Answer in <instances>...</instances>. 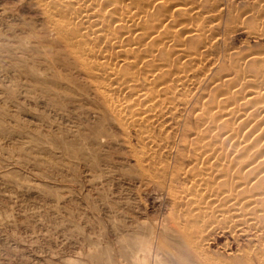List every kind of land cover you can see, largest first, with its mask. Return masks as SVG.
I'll return each mask as SVG.
<instances>
[{
    "label": "rangeland",
    "instance_id": "obj_1",
    "mask_svg": "<svg viewBox=\"0 0 264 264\" xmlns=\"http://www.w3.org/2000/svg\"><path fill=\"white\" fill-rule=\"evenodd\" d=\"M104 3L113 16L131 6ZM183 5L192 10L176 11ZM262 9L264 0H169L149 8L145 31L165 12L172 16L164 23L177 29L173 45L160 51L115 27L124 43L134 37L151 45L155 64L171 59L178 69L182 62L190 79L180 87L169 81L173 69L162 67L143 90L154 63L136 50L131 58L143 61L119 66L128 84L105 98L97 87L109 79L94 63L106 54L80 62L63 39L82 41L75 0H0V264H264L262 172L253 166L255 178L239 187L230 178L256 148L237 150L244 152L231 164L218 158L234 143L220 112L246 106L237 97L247 86L241 77L253 87L264 82ZM187 17L197 23L192 37L182 26ZM106 40L84 45L108 48ZM179 40L184 46L174 45ZM180 47L190 54L178 61ZM119 97L116 108L142 114L147 125L113 114L108 101ZM254 122L261 136L262 123ZM216 191L235 194L237 207L212 209Z\"/></svg>",
    "mask_w": 264,
    "mask_h": 264
},
{
    "label": "bare ground",
    "instance_id": "obj_2",
    "mask_svg": "<svg viewBox=\"0 0 264 264\" xmlns=\"http://www.w3.org/2000/svg\"><path fill=\"white\" fill-rule=\"evenodd\" d=\"M75 1H76V4H77V10L75 12V17H76L75 20L77 21V23L84 24V27H85V30L81 34L82 41L73 40V41L70 42V40H68V38L65 37V36H63V39H64V42L67 45L71 46L72 53L75 55V57H77V60L80 61V62H86V61L93 62V61H91L92 57H95L97 54L103 55V57H104V55L106 54V56L108 57V59L106 61H99L98 60L99 58H98L97 61L94 63V66L95 67L97 66L101 72L105 73V75L108 76L107 81L109 79V82H103V83L99 82L100 84H98V87H97L98 91L105 98L107 97V95L109 93H112L114 91H117L121 87H123L122 84L123 83L125 84V82H126V79H124L123 77H121V75L119 73V66H121L123 64H127V63H129L130 65H135V64H139L140 62L143 61V59H142L143 57H141L142 61L137 60V58L135 59L134 57H133L134 59L131 58L132 53L134 51H136V50H138V51H144L143 52L144 54L142 56H144L145 59H147L149 61H153L152 63H154L152 69H150L149 71L146 70L148 73H146L145 74V77L140 80L142 83L140 82L141 84L139 85V87L142 86V89H143V87L147 86L148 84H151L153 82V80L155 78H157V76L159 74H161L158 71H160L162 67L163 68L166 67L168 69H169V67L171 69L172 68L171 67L172 65L174 67V62L171 59H168V60L166 59L165 62L164 61H160L158 64H155L154 60L156 61L158 57L155 56V52L153 53L154 50L160 51L163 48L166 49L167 46H169V45L171 46V44L173 45V43H174L173 42V38L177 35V32L175 31L177 29H175V26L172 28V26H173L172 23H170V24H172V26H170L169 24L167 25V22L164 23V21H167L169 18H171L172 15L170 14V12L169 13H166L164 11L165 13L163 15H161V18L158 20L159 22H156L157 25L155 24L156 25L155 26V29L148 30L149 32L145 31V30H147L146 28L148 27L147 25H148V19L149 18H147V17H149L151 15V12L150 11L153 10V9L152 10H149V8L151 9V8H155V6H161L162 4H165L166 2H169V0H142V2L140 3V5H136V4H138V1H140V0H129L131 2L130 3L131 6H129L128 8H124L125 13L124 12H123V14L119 13L120 15H117V16H113L112 13L109 10H101V8L99 7L100 6V3H102V5H103L104 2L105 3L106 2H109V3H112L113 2L112 4H115V0H75ZM173 2H175V1H173ZM106 4H105V6L108 7V3H106ZM181 4L182 3H180V5ZM111 6H113V5H111ZM116 6H117L116 9H118V7L120 6V4H119V6L118 5H116ZM172 6H176V5H172ZM183 6L182 7L179 6L178 8H176V11H180V13H181V11H184L185 12V11H189V10L191 11L192 10V8H190L189 6H184V7ZM44 7H46V6H44ZM106 7H105V9H107ZM262 11L263 12L260 15H263L264 16V10L262 9ZM119 12H121V11H119ZM175 14H177V12ZM108 18H110L112 24L115 25V26L113 25L114 26V29H113V27H112V29H110L109 28L110 25L108 26V23H106V24L104 23V20L105 21H108L107 20ZM187 18H184L185 21H187V20L188 21L187 22H184L186 24H184L182 26H186V27H184L185 30L184 29H182V30H184V32H187L188 36H191L192 37L193 34L197 31V27H196L197 26V23H195L194 21H190L189 18L188 19ZM151 23H149V24H151ZM181 23H183V22H180V26H181ZM115 27L116 28L117 27H120L121 29L123 28L124 32H126L125 34H127L128 32H133V33L136 32L138 34H141L140 35V38H141L140 41H143V40L147 39V41H144L143 43L147 44L150 41L152 47L154 46V48H153L154 50L153 49H150L151 45L149 47H146L145 45L142 46L143 43L142 42L141 43L140 42H137L135 40L136 38L134 39V37H131V39L127 43L125 42L126 43L125 44L123 42V38H122L123 35L121 36L120 34H116L115 33ZM180 32H181V30H180ZM106 38L109 41L111 40L109 42V44H108V48L105 47V46H103V45H101L103 47H97L96 46L97 48L96 49H93L92 47L88 48L87 46L84 45V40L85 41H88V42H95V40L97 41L98 39H106ZM179 41L178 42L176 41L174 45H178V46H181V44L183 45L182 40L180 42ZM104 42H105V40H104ZM96 43H98V42H96ZM180 49H181V47L177 49V51H179V53L176 54L177 55V60L180 59V58H182V57H186V55H189L190 54L189 51H188L189 52V54H188V53H185L186 51L184 52V51H182ZM175 51H176V49H175ZM191 57L192 56H190V58ZM93 59H95V58H93ZM110 59H111V61H110ZM185 60H186V58H185ZM178 61H177V63H178ZM263 61H264V58H263ZM182 64H183L182 62H181V65L179 64L180 67L177 65L179 67L178 69L177 68H172L173 69L172 70L173 72H172V75H171L172 77L169 78V81L176 83L180 87L187 85V82L190 79L189 78V75L185 71V68L182 67ZM94 73L92 72L91 74L93 75ZM249 75L247 74L248 77H249ZM100 76H102V75H100ZM245 76H246V74H245ZM95 77H96V75H95ZM241 78H242L243 83H244L243 84L241 82L242 85H247V86L253 87V85H250V84L254 83L255 81L252 82V83H250L251 82L250 81V78L251 77H249V78H246V77L243 78V76H242ZM171 82L169 84H171ZM126 84H128V83L126 82ZM176 84H174V85H176ZM255 84H254L255 86L253 88H250V87L249 88H246L247 86L245 87V86H242L241 85L242 88L244 87V89H243V91L240 90V92H241L240 97H239V95H237V97L239 99L243 100L244 103L246 104V106H243V105L241 106V104H236V105L233 106V104H232V106L229 107L226 111H224V112L223 111L222 112L219 111L220 112L219 119H221V121H223V123H227L228 125L230 124L229 125L230 126L229 129L227 128L228 130L226 129L225 132L223 131L224 133L223 132L222 133L224 134V136L226 137V139L229 138L231 140V138H232L234 143H232V145H231L232 147L229 148L228 151H226V152L224 151L222 153L220 152V155H218V158L220 160L229 161L230 164H231V161L233 159L238 158L239 156L242 155L241 153L244 152V151H242L240 154L238 153L239 155L237 154L238 155L237 156L236 155L237 150H240V151L243 150V149L249 150V149H251L253 147L256 148L255 152L258 154L255 157L243 159V161H241L240 167H238V170L236 171V169H235V173L232 174V175H230V178L232 180H233V178H235V180H233V183L232 184L233 185L235 184L238 187L241 186L242 184H244L245 181H251L253 178H255V174H253V172L251 171V168L253 166H257L258 167V171L259 172H262L261 173L262 174L261 175L262 177L261 178H258V179L264 180V130L262 131L263 133L260 136L259 135V132H261V131L257 132V129L255 127L256 125L255 124H252V122H254V121L256 122V124L259 123V122H261L262 123V127L264 129V82L255 83ZM154 91H156V90H154ZM142 93H138V91H137V93H135L134 95L137 94L138 97H140L143 100L145 97H143L142 95H144L145 93L144 94H142ZM116 94L118 96H122V95H119V93H116ZM150 96L151 95H149L148 98H151ZM156 96H158V95L156 94ZM122 98H123V96H122ZM134 98H135V96H134ZM157 100H158V98H157ZM111 101H113V103L110 102V101H108L109 109L119 119H122L124 121H130L131 119H134V120H136L135 121L136 123H140L141 124L143 122V127H144L145 124L147 125L146 119L141 116L142 114H140V116H137V115L133 116V114H132L133 112L132 113H129L128 111H125L124 109L123 110H120V109H117L116 108V106H118V105H120V107L122 106L121 104H122L123 99H121L119 97V98H116V99L111 100ZM135 101L138 102V100H135ZM136 102H134V103H136ZM151 102H153V101H151ZM149 104L145 103V105H147V106ZM134 106H136V105H134ZM149 107H150V105H149ZM149 107H146V109H143V110H150V108L153 109L152 107H150V108ZM222 107H223V105H222ZM143 110H141V111H143ZM247 111H249V112L246 113ZM146 112H148V111H146ZM146 115H148V114H146ZM257 117H258V119L261 118L263 121H261V119H260V121L257 122L256 121L257 120ZM201 120H203V118ZM233 122H235V124L238 122V124H239L238 127L234 124L235 127H236L235 128L233 126V124H232ZM231 124H232V126H231ZM237 128L239 130H244V132L243 133H241V131L239 132V130H237ZM260 141H261L260 146H257V144H259ZM144 143H145V140H144ZM214 149H216V148H214ZM210 151L213 153L212 149ZM216 153H218V152H216ZM259 156H261V157H259ZM218 168L219 167H217V164H215L214 166L213 165H210L209 166V169H216L217 170ZM211 171H208V173L210 172V175H212L211 174ZM205 172H207V171H205ZM221 172H223V171H221ZM226 176H228L227 180L231 182V180H229L228 173H227ZM212 177H215V175L212 176ZM230 182H228V183L230 184ZM232 184H231V186L233 187ZM263 188H264V185L262 186L261 189H263ZM212 190L213 189H211V191ZM248 190H249V187H248ZM216 192L214 194L210 195L212 197H210V199H209L211 205H212V203L214 205L213 207H211L212 209H214V210L221 209V204H226V205H229L231 207H233L232 205H234V207H237L236 204H235L236 198L234 199V197H233L235 194L234 195L232 194L233 196H231V194H228V193H224L223 194L222 193L221 195L219 194L220 195L219 196L218 195V192L217 193ZM222 192H224V191H222ZM207 194H208V192H207ZM203 197H204V195H203ZM247 197L245 196V198H247ZM248 198H250V196ZM250 200L251 201H254L253 198L250 199ZM206 202H208L207 199H206ZM244 202L245 201H243V203ZM247 203H252V202H248L247 201ZM193 205H194V203H193ZM196 207H199V206H196ZM203 210H204V208H203ZM206 211H207V209H206ZM211 211L212 210H210V212ZM199 215H200V213H199ZM247 217H248V215H247ZM238 219H239V217H238ZM185 241H187V240H185ZM187 242L191 243L190 241H187ZM205 264H208V263L205 262Z\"/></svg>",
    "mask_w": 264,
    "mask_h": 264
}]
</instances>
